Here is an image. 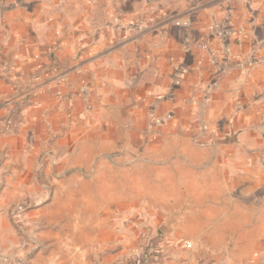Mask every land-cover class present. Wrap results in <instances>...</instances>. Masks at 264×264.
<instances>
[{
    "label": "rangeland",
    "instance_id": "obj_1",
    "mask_svg": "<svg viewBox=\"0 0 264 264\" xmlns=\"http://www.w3.org/2000/svg\"><path fill=\"white\" fill-rule=\"evenodd\" d=\"M258 251L264 0H0V264Z\"/></svg>",
    "mask_w": 264,
    "mask_h": 264
},
{
    "label": "crops",
    "instance_id": "obj_2",
    "mask_svg": "<svg viewBox=\"0 0 264 264\" xmlns=\"http://www.w3.org/2000/svg\"><path fill=\"white\" fill-rule=\"evenodd\" d=\"M249 31V30H248ZM222 36V33L220 34ZM248 36V35H247ZM249 38V37H248ZM97 49V48H96ZM39 58V55H37ZM103 69V67H100V70ZM102 71V70H101ZM101 76L104 77L103 72L101 73ZM247 259H241L245 262V264H252L253 261H256V264H264V251H258L255 254L250 253L247 255Z\"/></svg>",
    "mask_w": 264,
    "mask_h": 264
}]
</instances>
